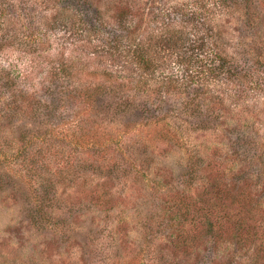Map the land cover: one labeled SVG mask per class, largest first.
Wrapping results in <instances>:
<instances>
[{"label": "trees", "instance_id": "1", "mask_svg": "<svg viewBox=\"0 0 264 264\" xmlns=\"http://www.w3.org/2000/svg\"><path fill=\"white\" fill-rule=\"evenodd\" d=\"M251 1L0 0V46L6 48L10 39L22 40L34 46L35 52L50 41V35L63 32L52 54L51 83L44 87L47 108L51 113L62 109L63 119L68 116V129L77 136V146L101 122L111 124L120 118L181 133L185 127L178 128L177 123H185L182 116L209 119L225 111V99L213 89L215 84L227 85L225 92L230 95L243 82L246 90L259 86L263 56L258 47L242 52L245 43L241 41L240 50L229 52L230 21L222 19L225 12L250 6ZM18 78L16 70L0 71V106L11 111L2 112L3 121L12 120L16 111L26 108L24 104L31 106L36 100L33 97L38 92L31 94V87L17 89ZM88 79H97L102 86ZM28 111L31 114L33 109ZM3 126L0 122V128ZM42 131L24 133L13 155L0 148V159L11 164L10 157H23L28 167L39 164L37 158L51 154V148L55 147L54 155L59 149H70L65 138L62 147L46 145L50 139ZM249 138L244 141L251 152L247 150L244 158L241 155L242 166L231 172L226 191L215 183L208 166L190 156L185 189L197 190L194 196L182 194L178 206L174 205L182 216L168 215L164 220L157 212L146 225L148 244H164L163 252L172 260L151 257L152 264H264V219L249 216L261 212L264 200V137ZM232 147H236L235 141ZM71 151L74 155L76 148L67 156L63 150L66 163ZM243 162L250 164L245 168ZM41 190L32 188V201L26 208L29 223L61 237L66 232L60 215L49 214L55 207L53 201L47 202L49 187ZM101 232L104 239L109 235L117 239V231L106 228Z\"/></svg>", "mask_w": 264, "mask_h": 264}, {"label": "rangeland", "instance_id": "2", "mask_svg": "<svg viewBox=\"0 0 264 264\" xmlns=\"http://www.w3.org/2000/svg\"><path fill=\"white\" fill-rule=\"evenodd\" d=\"M239 6L222 15V19L230 21L228 51L240 50L241 41L245 43L242 52L251 46L258 47L264 60V0ZM9 33L12 35L13 31ZM60 36L63 32L53 33L50 41L40 44L35 52L34 46L22 40L10 39L6 48L0 46V71L16 70L17 89L31 87V94L34 90L38 92L33 97L34 104H24L26 108L16 111L18 114L12 120H1L2 112L11 111L6 105L0 106V122L4 124L0 128V148L13 155L20 148L19 138L24 133L33 135L39 130H43L46 140L50 139L46 145L62 147L65 138L69 139L71 150L76 148L74 155L71 151L68 163L63 150L67 156L69 148L59 149L55 155V147L51 148L52 155L46 153L37 158L39 164L28 167L23 157H10L11 164L1 157L0 264H152L151 257L163 256L172 261L163 252L164 244L157 241L151 245L145 239L149 217L157 212L163 214L164 220L168 215L182 216L174 205L178 206L182 194L194 196L197 190L185 189L191 155L210 168L215 183L226 191L229 186L226 180L242 166L241 155L244 158L246 151H250L244 140L264 137V70L261 69L259 86L254 89L246 90L247 83L243 82L244 86L232 89L230 95L225 92L227 85L221 88V84H215L213 89H218L217 93L225 99V111L209 119L189 120L182 116L185 123H177L178 128L185 127L181 133L171 127L167 131L162 126L150 128L120 118L111 124L101 122L91 137L77 146L74 143L77 136H72L73 131L68 129V116L65 119L60 116L62 109L51 113L46 103L48 93L44 86L51 83L48 74ZM88 81L102 86L97 79ZM29 109H33L31 114ZM234 141L236 147H232ZM237 143L242 145L240 149ZM249 164L243 162L245 168ZM43 186L50 190L47 202L53 201L55 206L49 209V214H59L62 219L66 234L61 237L40 227L33 228L27 218L32 188L42 193ZM261 202V212L249 216L264 219V200ZM106 228L117 231L119 241L112 239L113 235L104 239L101 230Z\"/></svg>", "mask_w": 264, "mask_h": 264}]
</instances>
